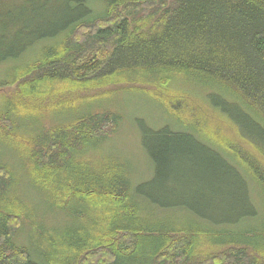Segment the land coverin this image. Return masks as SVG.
<instances>
[{
  "label": "trees",
  "instance_id": "trees-1",
  "mask_svg": "<svg viewBox=\"0 0 264 264\" xmlns=\"http://www.w3.org/2000/svg\"><path fill=\"white\" fill-rule=\"evenodd\" d=\"M25 1L30 13L0 0V90L12 89L0 104V153L14 149L26 158L27 186L45 201L44 212L70 220L34 222L20 203L13 168L0 160V264H264L261 227L235 233L209 226L256 217L248 197L250 209L230 218L180 199L185 166L201 161L221 184L237 182L243 191L246 175L264 198V0ZM142 4L156 12L131 21L128 10ZM141 81L158 89L147 96L182 131L138 122L153 176L132 185L113 156L96 165L84 157L104 138L102 126H116L119 116L87 111L69 120L82 108L67 100ZM184 85L212 93L203 106L178 90ZM44 111L67 116L63 126L40 132ZM219 122L243 143L224 138ZM151 207L191 217L155 218L147 214ZM175 219L188 223L155 225Z\"/></svg>",
  "mask_w": 264,
  "mask_h": 264
},
{
  "label": "rangeland",
  "instance_id": "rangeland-1",
  "mask_svg": "<svg viewBox=\"0 0 264 264\" xmlns=\"http://www.w3.org/2000/svg\"><path fill=\"white\" fill-rule=\"evenodd\" d=\"M5 1L8 8L14 7L17 3L21 4L20 6L25 7L29 13L31 12L30 10L32 7L30 3L27 4L25 0ZM159 1H164L165 3L171 2V0ZM155 10L156 9L149 10L143 4L139 5L137 9L130 8L128 10L130 13L129 19L131 21L141 19L147 12L153 14L156 12ZM148 84H152V82H128L102 89L99 88L93 91L78 92L73 95L70 94L67 103L70 102L71 104H76L77 102V104L81 106L80 108H82V110L79 111V113H75L74 111L72 113L73 116H71L72 114H69L70 116L68 115V117L60 116L57 118L46 111L41 112L39 115L40 117L37 119L38 130L40 132H44L53 128L61 127L63 126V121L66 117L71 120L74 117H80L84 113H87V111H90V113L94 115L113 113L119 116L118 124L114 127L111 123H106L102 126L101 133L104 138L97 144L94 150L89 151L84 156L85 160H87L91 165H96L104 156H113L114 159L122 164V167L125 173L128 174L132 185L146 182L153 176V167L142 146L141 132L138 127V122L141 121L147 127L155 130L168 127L173 131H182V129L178 127V125H176L166 114L165 110L158 103L152 100L151 97H149H155L156 93H158V89L154 85ZM178 90L191 94V96L198 99L199 102L201 101L203 106L206 104L208 97L212 93V91L206 87L194 85L178 86ZM11 91L12 89L0 90V104L3 102L4 98L11 93ZM189 98L192 99L191 97ZM93 101L95 102L90 104L88 109L87 106L84 107V104ZM202 114L203 118H207L211 113L209 110H205ZM219 125L221 126L219 133L223 135L224 138H232L233 140H239L238 142L243 143L242 140L237 137L236 133H234L233 127H228V125L224 126V124L220 122ZM2 126L3 123L0 117V127ZM199 141L206 146L211 148L213 147L204 139H200ZM212 149L219 152L221 156H223V158L231 164L236 163L234 159L226 157V155H224L218 148L213 147ZM11 150L12 152H5L6 155L0 153V160L3 163H6V165L10 168H13L17 179L16 192L22 200L20 203L22 204V207H25V209L30 213L33 221L38 224L43 221L45 226L48 227L62 226L69 223L70 219L64 213L56 212L53 214L44 212L43 203H45V201L43 198H38V196L27 186V177L25 175L26 169L28 168L27 159H20V156L16 154V151H14V149ZM193 163L194 162L187 163L185 166L186 170L184 172V178L180 182L182 183V195L180 196L181 202L186 204L188 208H195L201 213L207 215L230 218L250 209V202L246 200L248 197L252 203L250 204L253 205L256 210V217L245 218L240 222H236L235 224L228 226H209L215 230H229L235 233L241 230H251V228L256 230L257 227H261L259 228V231L261 229V231H264V198L257 183L245 175L244 179L246 181L247 188L243 191L237 182H232L229 185L228 183H226V185L221 184L218 173L213 171L214 169L212 167L207 168L206 163H203L202 161ZM21 164H23L24 168ZM225 189L228 191L227 194L224 193ZM219 192L222 195H219ZM146 211L148 212L147 214L155 218L169 216H175L178 218L181 214L190 216L187 211L184 212L177 209L162 210L151 207ZM180 222H182V219L179 221L175 219L170 222L155 223V225L159 229H173L183 225L186 226V223H188ZM23 229H25V227ZM23 232L21 236H23ZM21 236H19V240H22Z\"/></svg>",
  "mask_w": 264,
  "mask_h": 264
}]
</instances>
